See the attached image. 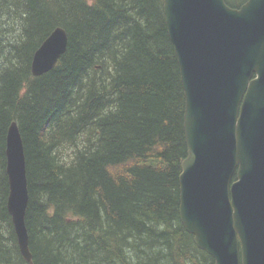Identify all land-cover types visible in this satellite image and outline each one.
Listing matches in <instances>:
<instances>
[{"label":"trees","instance_id":"1","mask_svg":"<svg viewBox=\"0 0 264 264\" xmlns=\"http://www.w3.org/2000/svg\"><path fill=\"white\" fill-rule=\"evenodd\" d=\"M163 5L0 0V264H214L180 218L186 97ZM58 27L67 51L35 77L34 54ZM14 121L31 263L7 208Z\"/></svg>","mask_w":264,"mask_h":264},{"label":"water","instance_id":"2","mask_svg":"<svg viewBox=\"0 0 264 264\" xmlns=\"http://www.w3.org/2000/svg\"><path fill=\"white\" fill-rule=\"evenodd\" d=\"M163 9L186 97L181 222L214 264H264V0L240 8L226 0H164ZM68 43L65 29L56 28L34 54L33 76L53 70ZM6 155L7 208L31 263L26 156L16 121Z\"/></svg>","mask_w":264,"mask_h":264}]
</instances>
